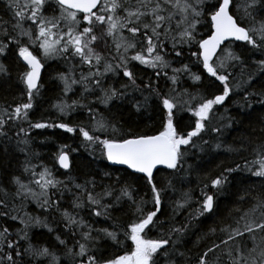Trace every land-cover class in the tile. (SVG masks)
<instances>
[{"label":"snow or ice","instance_id":"snow-or-ice-1","mask_svg":"<svg viewBox=\"0 0 264 264\" xmlns=\"http://www.w3.org/2000/svg\"><path fill=\"white\" fill-rule=\"evenodd\" d=\"M3 9L0 57L22 61L16 79L26 102L0 109V154L23 155L0 181V264H264V0H3ZM4 59L0 84L11 79ZM50 61L62 85L53 107L61 116L85 109L87 126L29 119ZM133 62L152 76L141 77ZM182 76L201 86L206 80L211 91H189ZM257 103L259 135L227 143L226 132L242 128ZM113 108L130 117L159 111L162 130L131 132ZM184 114L188 130L181 129ZM45 128L79 131L90 155L99 151L107 162L102 175L58 179L29 146L31 130ZM221 151L240 162L210 180L206 173L195 197L185 186L202 167L196 158ZM55 161L70 167L63 149ZM116 165L126 166L124 175ZM243 172L261 179L259 190H230L233 174ZM177 191L178 198L165 196ZM26 202L43 214L23 212ZM34 228L47 229L54 243L35 241Z\"/></svg>","mask_w":264,"mask_h":264},{"label":"trees","instance_id":"trees-1","mask_svg":"<svg viewBox=\"0 0 264 264\" xmlns=\"http://www.w3.org/2000/svg\"><path fill=\"white\" fill-rule=\"evenodd\" d=\"M8 15L9 14H6L3 9V0H0V16H4V18L7 19ZM209 31L210 29L205 24L202 28L203 35L207 36ZM0 59L4 58L0 57ZM4 62L11 68V79L7 83L0 84V109L7 107L11 111L16 105L20 104L21 102H26V97L22 95L23 85H19L16 79L17 73L22 67V63L19 60L18 56H16V54L9 56L7 59H4ZM173 66H179L175 62V59H173ZM56 69L57 66H53L52 68H48L45 71L43 79L44 89L41 95L35 100V106L29 112V119L32 122L64 121L71 122L73 125L80 124L87 126L90 123V120L89 113L85 109L77 108L69 115L61 116L53 107V105L58 100L57 98L59 94H61V85L58 81H55L53 79ZM139 71L141 73L139 74L141 77H151L153 74V70L150 68H147V70L139 69ZM167 71L169 72V74H171L170 69H168ZM180 83L183 87L188 88L189 91L193 93L204 90L211 91L206 80L203 82V86H201L200 84H195L187 76H182ZM167 86H171L170 81L167 82ZM69 97L77 98L74 97L72 93H70ZM226 103L228 102L226 101ZM261 107L262 106L259 103L255 104L256 113L250 117L242 118L244 121L242 128L240 126H234L237 127L238 130L235 132H226L223 139L229 144H236L242 137H245L247 133L252 132L253 130H255L253 132L254 135H259L260 126L256 121V116L259 115ZM98 110L105 116L109 115L103 105H98ZM121 111L124 113L122 120L128 121V123L125 124L124 127L126 129H129L131 132L141 134H154L157 131L162 130V117L159 111H149L144 116L130 117L126 109L117 110L116 108H113V113L116 115H119ZM230 112L232 113V115H236L237 109L234 106H231ZM23 126L27 128V122H24ZM189 126L190 121L187 119V114H184V118L182 119L181 123V129L188 130ZM85 144L86 142L79 134V131L69 133L65 129L45 128L31 130V139L29 146L36 154H38L39 161H42L49 168H51L58 179L67 183L69 179L76 180V182H81L84 176L89 172L99 171L102 175L104 164L107 162L100 158L99 151H96L94 155H90V153H92V149L86 148ZM61 149L67 152L70 156L71 165L68 171H63L62 169H60L58 163L55 161V157L61 151ZM16 158L22 161L23 155L19 152H16L15 158L11 155H8L7 158H5L3 154H0V181L7 178L6 171L16 172L18 170L19 165L15 162ZM9 161H12L10 168L8 167ZM236 162H240V155L237 153H229L223 151L211 152L207 155H203V159H200V157L198 156L196 158V163L202 164V167L198 171H193L190 177L192 182L186 185L185 189L190 188L193 192V195L198 198L200 196V187H202L201 182L206 180V173L207 179L210 180L225 167L232 166ZM125 172V169H120V172L118 174L124 175ZM233 175L236 177V179L233 181L236 187L232 188L230 186V190L233 192L237 191V189L239 188L244 187H251L255 190H259L261 187V179L251 176V173L243 172L238 174L234 173ZM243 181H247V183H242ZM136 186L141 190V194H143V182H139ZM179 195V191L165 193V196L173 199L178 198ZM222 199L224 198L222 197ZM70 201L71 197L69 195H66L64 201L65 207H69ZM149 207H151V205H149ZM166 207L170 210L171 203L169 202ZM71 210L72 209L69 207V211ZM23 212L31 213L33 215L43 214V210L39 208L35 202H26L23 206ZM23 212L21 213V215H23ZM81 215H84L87 218L85 212H82ZM121 218L124 221H127L128 219V217L123 214H121ZM0 223H3V221L0 220ZM10 223L14 224L16 228L23 227V225H21L19 221H10ZM33 234L35 241L54 243V236L48 233L47 229L34 228ZM130 246L131 242H126V244L118 250L119 254H123L124 251L129 250Z\"/></svg>","mask_w":264,"mask_h":264},{"label":"flooded vegetation","instance_id":"flooded-vegetation-1","mask_svg":"<svg viewBox=\"0 0 264 264\" xmlns=\"http://www.w3.org/2000/svg\"><path fill=\"white\" fill-rule=\"evenodd\" d=\"M17 56V55H16ZM21 63H22V61H21ZM136 66H135V68H134V71H136L137 73H139V74H141L140 73V71H139V69H145V70H147V68H145L143 65H139L138 64V62H133ZM50 67L48 66V65H46V67H45V70H43V74L41 75V80L43 81V79H44V74H45V71L48 69V68H52L53 66H57V62L56 61H50ZM131 66V65H130ZM142 77H144V76H142ZM145 79H148L149 78V76L148 77H144ZM162 83V85H163V81L161 82ZM43 89H44V84H43V86H42V88H41V93H42V91H43ZM114 103H119V102H114ZM159 131H157L156 133H154V134H157Z\"/></svg>","mask_w":264,"mask_h":264},{"label":"water","instance_id":"water-1","mask_svg":"<svg viewBox=\"0 0 264 264\" xmlns=\"http://www.w3.org/2000/svg\"><path fill=\"white\" fill-rule=\"evenodd\" d=\"M42 72H43V70H42ZM41 75H42V73H41ZM69 162H70V159H69ZM60 166V165H59ZM61 167V166H60ZM113 167H117V168H125L126 169V166H120V165H116V166H113ZM70 168V167H69ZM69 168L68 169H64V168H62L61 167V169H63V170H65V171H67V170H69ZM130 171V170H129Z\"/></svg>","mask_w":264,"mask_h":264},{"label":"rangeland","instance_id":"rangeland-1","mask_svg":"<svg viewBox=\"0 0 264 264\" xmlns=\"http://www.w3.org/2000/svg\"><path fill=\"white\" fill-rule=\"evenodd\" d=\"M49 64H50V62H49ZM61 87H62V85H61ZM69 95H70V93L68 94V97H69ZM60 96H61V94H59L58 98H59ZM58 98H57V99H58ZM69 102H70V100H69Z\"/></svg>","mask_w":264,"mask_h":264},{"label":"bare ground","instance_id":"bare-ground-1","mask_svg":"<svg viewBox=\"0 0 264 264\" xmlns=\"http://www.w3.org/2000/svg\"><path fill=\"white\" fill-rule=\"evenodd\" d=\"M43 74V73H42Z\"/></svg>","mask_w":264,"mask_h":264}]
</instances>
